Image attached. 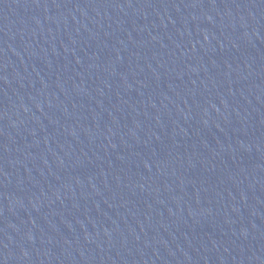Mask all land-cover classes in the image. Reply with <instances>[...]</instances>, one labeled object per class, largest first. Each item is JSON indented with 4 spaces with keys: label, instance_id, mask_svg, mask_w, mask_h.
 I'll return each mask as SVG.
<instances>
[{
    "label": "water",
    "instance_id": "1",
    "mask_svg": "<svg viewBox=\"0 0 264 264\" xmlns=\"http://www.w3.org/2000/svg\"><path fill=\"white\" fill-rule=\"evenodd\" d=\"M0 264H264V0H0Z\"/></svg>",
    "mask_w": 264,
    "mask_h": 264
}]
</instances>
